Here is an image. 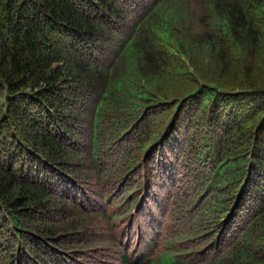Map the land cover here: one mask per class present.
Listing matches in <instances>:
<instances>
[{
    "label": "trees",
    "instance_id": "16d2710c",
    "mask_svg": "<svg viewBox=\"0 0 264 264\" xmlns=\"http://www.w3.org/2000/svg\"><path fill=\"white\" fill-rule=\"evenodd\" d=\"M0 264H264V0H0Z\"/></svg>",
    "mask_w": 264,
    "mask_h": 264
},
{
    "label": "rangeland",
    "instance_id": "374dc122",
    "mask_svg": "<svg viewBox=\"0 0 264 264\" xmlns=\"http://www.w3.org/2000/svg\"><path fill=\"white\" fill-rule=\"evenodd\" d=\"M165 209H167V207H165Z\"/></svg>",
    "mask_w": 264,
    "mask_h": 264
}]
</instances>
